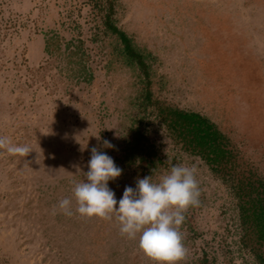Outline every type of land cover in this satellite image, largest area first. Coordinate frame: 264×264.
I'll return each instance as SVG.
<instances>
[{"label": "rangeland", "instance_id": "1", "mask_svg": "<svg viewBox=\"0 0 264 264\" xmlns=\"http://www.w3.org/2000/svg\"><path fill=\"white\" fill-rule=\"evenodd\" d=\"M110 1L114 24L149 53L147 77L105 29V0H0V137L30 149L0 148V264H156L115 215L76 211L73 189L93 147L122 169L108 182L117 201L137 178L196 169L200 205L184 213L180 264H257L239 243L227 185L140 101L147 88L153 100L206 115L264 179V0ZM136 131L156 168L146 170L142 148L125 157ZM64 198L72 216L59 208Z\"/></svg>", "mask_w": 264, "mask_h": 264}, {"label": "clouds", "instance_id": "2", "mask_svg": "<svg viewBox=\"0 0 264 264\" xmlns=\"http://www.w3.org/2000/svg\"><path fill=\"white\" fill-rule=\"evenodd\" d=\"M107 148L113 145L104 140ZM0 148L10 154L27 156L25 145H13L6 137H0ZM196 169L174 165L170 172L153 182L150 176L137 178L135 189L125 186L119 201L108 186L110 180L119 178L122 169L114 159L96 147L91 149L85 180L76 183L74 196L76 211L88 218L111 220L116 216L121 235L129 239L139 236V247L156 264H180L187 256L180 231L189 207H199L201 191L196 179ZM72 202L64 198L59 208L66 216H72Z\"/></svg>", "mask_w": 264, "mask_h": 264}, {"label": "trees", "instance_id": "3", "mask_svg": "<svg viewBox=\"0 0 264 264\" xmlns=\"http://www.w3.org/2000/svg\"><path fill=\"white\" fill-rule=\"evenodd\" d=\"M105 29L115 34L120 44V54L128 65H136L147 77L149 53L138 47L123 30L113 22V4L105 0ZM151 92L143 89L140 105L151 106L171 138L183 151L198 156L228 187L235 200L238 217L239 243L248 249L257 264H264V179L239 159V153L230 138L210 118L202 113L180 108L151 98ZM136 148L145 152V167L156 168L159 160L152 153L147 137L138 131L133 135L125 157L133 156ZM146 172V171H145ZM206 258L200 259L205 264Z\"/></svg>", "mask_w": 264, "mask_h": 264}]
</instances>
